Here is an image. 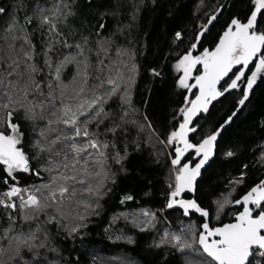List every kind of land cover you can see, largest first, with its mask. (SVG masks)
Returning a JSON list of instances; mask_svg holds the SVG:
<instances>
[{
	"label": "snow or ice",
	"instance_id": "1",
	"mask_svg": "<svg viewBox=\"0 0 264 264\" xmlns=\"http://www.w3.org/2000/svg\"><path fill=\"white\" fill-rule=\"evenodd\" d=\"M92 2L84 0L89 6ZM248 3L247 17H233L214 48L194 55L208 25L217 19L212 15L175 63L181 73L178 86L194 98L185 97L178 128L164 141L174 152L167 208L182 209L185 216L198 213L204 220L198 228L187 227L189 238L171 235L173 246L191 254L186 264H264V180L240 199L232 200L229 193L218 201L217 219L226 206L242 210L232 222L217 227L210 226L209 211L194 199L180 198L196 191L218 137L239 108L198 143L190 139L199 130L194 121L241 84L238 104L243 106L258 78L264 80V0ZM120 6L115 0L117 11L102 16L117 15ZM81 8V0H17L10 12L0 3V171L7 185L0 191V264H58L48 256L59 253L52 227L69 234L86 227V213L94 211V203L98 206L110 191L107 185L115 183L109 161L127 172V152L113 154L109 149L114 150L115 139L137 123L131 91L139 66L133 50L117 43L122 30L104 35L106 22L90 26L81 20ZM175 35L182 39L180 32ZM22 124L34 134L31 154L24 147ZM190 152L199 158L194 166L185 162ZM21 173L41 183L20 186ZM244 176L242 172L232 183L242 184ZM162 242H169L168 233Z\"/></svg>",
	"mask_w": 264,
	"mask_h": 264
},
{
	"label": "trees",
	"instance_id": "2",
	"mask_svg": "<svg viewBox=\"0 0 264 264\" xmlns=\"http://www.w3.org/2000/svg\"><path fill=\"white\" fill-rule=\"evenodd\" d=\"M0 3L11 12L17 0H0ZM81 4V20L95 26L102 19L107 25L106 36L121 29L117 43L131 48L135 54L139 73L132 85L131 101L137 123L129 125L115 139L114 150L109 149L113 154L127 152L128 159L124 162L127 172L121 171V165L109 161L115 183L107 185L110 191L99 199L98 206L94 203V211L86 213L87 226L79 232L69 234L52 227L59 253H49V259L58 264H186V257L191 254L173 246L171 235L189 238L187 227L198 228L204 220L198 213L185 216L182 209L167 208L172 191L169 185L174 184L170 163L174 152L164 141L178 128L179 109L185 106V97L194 98L192 93L178 86L181 73L176 71L175 63L196 42L202 26L223 5L220 15L201 37L194 55L204 48H214L233 17L243 20L249 15L248 0H120L117 15L103 16L117 11L115 0H93L90 6L81 0ZM261 27L264 28V24ZM177 32L182 34L181 40H177ZM152 69L161 75H152ZM243 87L241 84V89ZM241 89L214 101L209 113L200 114L194 121L199 125L198 132L190 134L191 142L198 143L239 108L232 123L218 137L215 155L210 166L197 178L196 191L185 192L180 197L194 199L208 210L211 227L232 222L235 213L242 210L239 206H226L217 219L218 201L222 202L229 193L232 200L240 199L254 184L264 180V80L258 78L243 106L238 104ZM149 123L151 128L147 127ZM22 128L26 137L24 147L31 154L34 134L26 124H22ZM229 150L235 155L226 156ZM198 159L190 152L185 162L190 161L194 166ZM242 172L244 182L232 183ZM5 175L0 171V191L7 189L2 182ZM39 183L35 176L18 174L20 186ZM127 196L132 199L126 200ZM145 212L154 214V218L145 216ZM166 233L169 242L163 243Z\"/></svg>",
	"mask_w": 264,
	"mask_h": 264
},
{
	"label": "water",
	"instance_id": "3",
	"mask_svg": "<svg viewBox=\"0 0 264 264\" xmlns=\"http://www.w3.org/2000/svg\"><path fill=\"white\" fill-rule=\"evenodd\" d=\"M222 9H223V5L220 6L219 9H218V10L216 11V13H215V15H217V17L220 15ZM206 25H208V22H207ZM208 26H209V25H208ZM202 31H203V29L201 30V32H202ZM201 32H200V33H201ZM209 162H210V161H209ZM206 166H207V165H206ZM206 166H205V168H206ZM205 168H204V169H205ZM202 170H203V169H202ZM202 170H201V171H202ZM218 226H219V225H218ZM215 227H217V226H215Z\"/></svg>",
	"mask_w": 264,
	"mask_h": 264
},
{
	"label": "built area",
	"instance_id": "4",
	"mask_svg": "<svg viewBox=\"0 0 264 264\" xmlns=\"http://www.w3.org/2000/svg\"><path fill=\"white\" fill-rule=\"evenodd\" d=\"M199 27H201V26H199Z\"/></svg>",
	"mask_w": 264,
	"mask_h": 264
}]
</instances>
